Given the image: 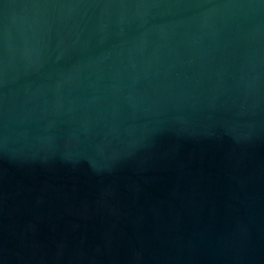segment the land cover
<instances>
[{
  "label": "water",
  "instance_id": "95a60500",
  "mask_svg": "<svg viewBox=\"0 0 264 264\" xmlns=\"http://www.w3.org/2000/svg\"><path fill=\"white\" fill-rule=\"evenodd\" d=\"M0 264H264V0H0Z\"/></svg>",
  "mask_w": 264,
  "mask_h": 264
}]
</instances>
